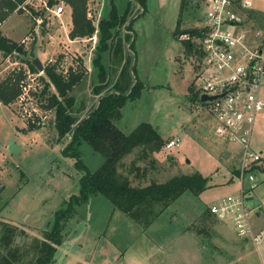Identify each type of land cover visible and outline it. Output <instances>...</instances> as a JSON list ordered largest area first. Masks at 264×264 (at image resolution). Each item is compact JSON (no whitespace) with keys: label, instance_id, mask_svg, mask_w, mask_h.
I'll list each match as a JSON object with an SVG mask.
<instances>
[{"label":"rangeland","instance_id":"obj_1","mask_svg":"<svg viewBox=\"0 0 264 264\" xmlns=\"http://www.w3.org/2000/svg\"><path fill=\"white\" fill-rule=\"evenodd\" d=\"M129 1L113 0L119 14ZM180 1L150 0V10L141 16L142 9L131 0L127 19L140 16L133 24V32L126 33L124 26L120 29L121 37L125 33L134 39V51L128 43L124 45L129 68L135 65L136 69V73L131 72L132 83L137 78L144 88L139 99L126 103L113 124L129 134L146 122L158 130L164 141L158 153L143 160L141 150H135L123 160L120 173H127L135 161L140 169L136 177H146L141 179V185L200 173L208 179L207 189L198 196L182 195L145 228L114 211L105 198L94 196L89 211L79 207L65 223L63 242L56 249L53 264H264V112L254 122L250 141V149L260 159L245 171L256 180L251 190L245 187V206L250 211L252 229L260 234L258 243L236 237L229 221L213 215L207 226L198 223L211 205L239 195L237 177L244 148L214 136V119L200 102L187 100L188 87L196 90L198 53L196 44L192 53H187L181 33L194 29L206 8L204 0H190L177 28ZM251 4V10L264 15V0H251ZM109 7V0L88 1V17L96 29L90 38L67 37L70 10L66 5L64 14H49L40 25L24 11L13 12L0 25V35L22 44L27 52L26 56H4L0 52V83L22 74L17 85L19 96L9 105H0V237L5 225L14 229L13 245L21 254L18 264L33 263L35 246L51 228L61 204L77 195L81 176L61 155L70 137L57 143L54 113L41 108V77L47 79L43 72L31 73L24 61L37 58L43 68L55 63L63 73L82 64L87 75L71 95L75 100L73 116L84 117L99 98L93 91L97 79L92 61L99 41L98 22L107 17ZM101 56L111 87L117 76L112 54L105 52ZM49 91L54 92V87L50 86ZM261 96L264 101V87ZM32 125L35 130L27 131ZM172 139H179V146L166 149ZM10 141L21 149L10 154ZM80 150L90 172L102 164V156L88 145L83 144ZM131 171L133 178L136 172Z\"/></svg>","mask_w":264,"mask_h":264},{"label":"trees","instance_id":"obj_2","mask_svg":"<svg viewBox=\"0 0 264 264\" xmlns=\"http://www.w3.org/2000/svg\"><path fill=\"white\" fill-rule=\"evenodd\" d=\"M22 1L0 0V22H4L11 16L17 4ZM88 1L62 0L70 10V26L67 35L70 40L90 38L96 31L93 21L88 17ZM132 1L142 9L141 16L147 12L148 0ZM109 2L107 17L98 22L99 41L96 46V56L92 61L97 79L93 91L99 98L97 104L87 112L84 118L77 120L73 116L75 100L71 95L73 89L87 75L82 64L79 68L70 67L63 73L58 71L57 65L53 63L45 66L42 71L47 81L41 77L44 82L39 95L40 99L44 100L41 108L54 113L53 126L57 133V143H60L65 136L70 137L62 149L61 155L74 161L73 168L81 176L78 179L77 195L69 197L68 201L61 204V208L54 213L51 228L44 232L43 239L35 246L36 253L32 264H53L56 249L63 242L65 223L77 213V208L86 206L89 199L94 196L105 198L114 211H118L135 225L145 228L150 226L163 210L182 195L189 193L198 196L207 189L208 179L200 173L182 174L164 183L151 182L141 185V179L144 181L146 177L144 174L141 178L136 177L140 169L135 161L130 164L132 169L127 173H120L123 160L135 150H141V160H143L148 155L158 153L162 149L164 141L158 130L149 123H140L129 134L122 133L113 124L114 120L120 118V111L127 102L139 99L144 86L136 77L135 83H132L131 72L136 73V69L135 65L129 68V59L125 52L124 45L126 43L129 44V49L134 51V39L125 33L122 34V37L120 34V29L123 26L126 33L133 32V24L140 15L130 20L127 19L131 1L127 3L122 14L118 13L113 0H109ZM189 2L190 0L180 1L177 28L182 19L180 17L188 9ZM54 4V0H48L50 7ZM4 8L7 12L2 11ZM247 16L257 22L261 21L258 23L264 28V15L249 10ZM181 34L201 36V32L197 28L184 30ZM182 43L186 46L187 53L191 54L194 44L189 41H182ZM0 52L4 56L27 55L22 44L11 41L2 35H0ZM105 52L112 54L111 60L116 69L117 76L111 87L107 69L101 63V55ZM195 52L198 53V51ZM32 60L24 62L27 63L31 73L38 74L39 71L32 65ZM21 75L20 73L19 77H7L0 83V98L4 105H9L19 96L20 89L17 85ZM50 86L54 87V92L49 91ZM187 100L199 102L198 94L192 87H188ZM33 128L32 125L27 131H34ZM83 144L88 145L94 153L103 158L102 164L93 172H90L82 161L80 149ZM131 170L136 172L135 178H132ZM211 217L208 209L204 210L198 218L199 225L207 226ZM2 231L0 264H18L21 254L15 247L16 245H13L12 239L16 235L15 231L7 225ZM200 231L203 232L202 229ZM5 252L7 255H3Z\"/></svg>","mask_w":264,"mask_h":264},{"label":"built area","instance_id":"obj_3","mask_svg":"<svg viewBox=\"0 0 264 264\" xmlns=\"http://www.w3.org/2000/svg\"><path fill=\"white\" fill-rule=\"evenodd\" d=\"M54 1L50 7L48 0H23L14 12L24 11L40 25L43 17L49 14L55 17L63 14V2ZM204 4L206 9L195 27L201 36L181 35L182 41L196 44L198 51L195 91L199 100L203 95L213 98L200 103L214 119L213 135L244 148V159L237 177L239 195L221 199L209 207V212L221 221H229L236 237L257 244L260 234L252 229L250 211L245 206V191L251 190L256 180L245 171L260 159V155L250 149V141L254 122L264 111L261 96L264 87V28L247 16L251 0H239L238 3L236 0H204ZM2 11L7 12L6 8ZM179 144V139L169 140L166 149Z\"/></svg>","mask_w":264,"mask_h":264},{"label":"water","instance_id":"obj_4","mask_svg":"<svg viewBox=\"0 0 264 264\" xmlns=\"http://www.w3.org/2000/svg\"><path fill=\"white\" fill-rule=\"evenodd\" d=\"M32 65L39 71V72H42L43 71V67H42V65H41V63H40V61H39V59H37V58H34L33 60H32ZM213 98H211V97H207V96H201L200 97V100H199V102L201 103V104H204V103H207V102H209V101H211ZM19 149H20V147H18L13 141H10L9 142V145H8V151H9V153L10 154H14V153H16L17 151H19Z\"/></svg>","mask_w":264,"mask_h":264},{"label":"crops","instance_id":"obj_5","mask_svg":"<svg viewBox=\"0 0 264 264\" xmlns=\"http://www.w3.org/2000/svg\"><path fill=\"white\" fill-rule=\"evenodd\" d=\"M130 1H131V0H130ZM132 2H133V1H132ZM149 2H150V0H148V2H147V9L150 10V7H149V4H150V3H149ZM252 10H253V9H252ZM253 11H254V10H253ZM66 19H67V18H66ZM69 21H70V20H69ZM115 78H116V77H115ZM263 112H264V111H263ZM77 117H78V116H77ZM77 117H76V118H77ZM84 117H85V116H84ZM84 117H82V118H84ZM82 118H80V119L77 118V120H81ZM20 149H21V148H20ZM64 160H67L66 162H70V164L73 166V161H72L71 159H67V158H66V159H64ZM77 193H78V192H77ZM92 198H93V197H92ZM92 198L89 199L88 204H86V206H85V207H86L85 209H87L88 211L90 210V204H92V202H91V199H92ZM113 212H114V211H113ZM116 212H118V211H116ZM120 214H121V213H120ZM87 216H88V214H87ZM50 222H51V221H50ZM50 222H48L47 224H49Z\"/></svg>","mask_w":264,"mask_h":264}]
</instances>
